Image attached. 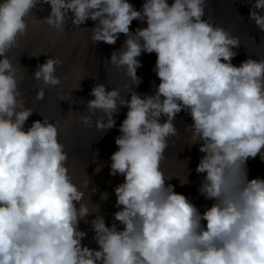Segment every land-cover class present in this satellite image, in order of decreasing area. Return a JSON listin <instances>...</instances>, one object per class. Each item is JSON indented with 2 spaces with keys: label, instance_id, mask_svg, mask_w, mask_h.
<instances>
[{
  "label": "clouds",
  "instance_id": "1",
  "mask_svg": "<svg viewBox=\"0 0 264 264\" xmlns=\"http://www.w3.org/2000/svg\"><path fill=\"white\" fill-rule=\"evenodd\" d=\"M47 2L51 11L44 22L58 35L69 19L79 29L90 19L94 45H115L120 34L126 37L107 62L125 72L129 91L122 95L97 83L86 102L88 114L79 116L84 127L103 133L116 127L115 114L127 108L110 157L109 174L123 177L114 188L118 210L108 226L98 204V212H89L81 203L84 192L69 175L59 122L44 117L25 128L34 109L26 107L19 87L24 77L7 53L26 34L25 18L38 0H3L0 264H264V178L249 179L247 168L249 159L264 161V59L232 63L239 38L209 22L212 0H144L140 10L129 0ZM249 19L264 32V0H251ZM134 20L146 27L131 31ZM142 53H155L159 79L154 94L143 96L132 87L142 83ZM62 63L53 57L37 66L32 78L43 85L37 101L45 88L62 83L56 75ZM182 111L192 120L185 127L192 146L199 144L203 154L195 169L203 174L198 192L212 203L202 213L167 183L161 169L179 135L175 120ZM188 176L181 185L190 183ZM97 191L91 188V194ZM100 198L107 201L109 193ZM92 214L98 249L82 243L87 232L79 228Z\"/></svg>",
  "mask_w": 264,
  "mask_h": 264
},
{
  "label": "bare ground",
  "instance_id": "2",
  "mask_svg": "<svg viewBox=\"0 0 264 264\" xmlns=\"http://www.w3.org/2000/svg\"><path fill=\"white\" fill-rule=\"evenodd\" d=\"M0 2H3V0H0ZM129 2L133 4L136 10H140L144 0H129ZM168 2L171 3L172 0H168ZM211 7L214 11L208 14L211 17L209 22L222 26L233 36L239 38L240 46L234 49L238 53L232 61L234 65L239 66L242 61L248 58L264 59V32H261L254 22L249 19L251 0H212ZM50 11L51 6L47 0H38L36 6L25 18L27 25L30 27V32L25 43L16 50L14 60L16 67L20 69L22 63L34 53V45L46 39L50 42L51 47L54 46L52 53L49 52L47 47H42V50L47 51L49 58L55 57L57 47L62 46L63 57L61 59L63 63L57 68L56 75L61 80H66L69 79V74L65 73L68 66L67 59L77 55L81 48L75 64L73 82L68 86H59L53 96L54 99L51 101V105H53L51 111L53 112V118L59 122L60 133L58 138L65 145L66 150L69 151V159L70 157H76L77 162L81 159L84 160V163L88 166L87 172L92 173L90 171L92 166H101L105 161L110 160L111 154L117 150L115 138L119 135L118 128L125 118L127 108L121 107L119 112L115 114L116 127L103 133L97 130L94 125L92 128L84 127L79 122V116L88 114L86 102L93 99L90 93L95 84L102 83L109 91L118 88L121 90L122 95L129 91V89L124 88L125 84L130 83L125 72L109 65L107 62L110 60L112 52L122 47L126 37L120 34L115 45L104 43L94 45L90 40V29L94 27V22L90 19L80 25V29L75 28L71 23V19H69L65 33L58 35L44 22ZM71 15L69 13L70 17ZM142 27H146V22L134 20L130 30L135 32L137 28ZM138 59L141 61L142 67L137 69V76L141 78L142 83L139 87L132 86L133 90L142 96L144 94H154L156 86L159 84V79L153 71L156 55L155 53H142ZM125 98L130 99V93L126 94ZM25 102L26 107H30L27 99H25ZM70 109L74 112H70ZM100 115L101 113L98 112L93 119L99 118ZM28 120H33L32 115ZM191 123V117L185 112L182 111L177 115L175 124L179 135L172 138L174 144L166 151V157L168 155L174 157L181 150V143L187 141L188 136L185 127ZM192 148L198 150L199 144L192 146ZM198 157L200 160L201 155H198ZM83 179H85V175ZM96 180L97 178L94 177L90 181L94 182ZM101 193L102 191L99 192L98 189L94 196H98L100 199ZM107 220L110 221L111 219L107 216Z\"/></svg>",
  "mask_w": 264,
  "mask_h": 264
},
{
  "label": "rangeland",
  "instance_id": "3",
  "mask_svg": "<svg viewBox=\"0 0 264 264\" xmlns=\"http://www.w3.org/2000/svg\"><path fill=\"white\" fill-rule=\"evenodd\" d=\"M51 30L55 32V30L51 27ZM30 32V27H27V32L25 35L18 38L17 43L13 46V48L7 53L9 60L12 64L16 67L15 62V52L16 50L25 43L27 37ZM45 46L48 48L49 52L52 53L54 50V46L51 47V44L48 40L43 39L40 43L35 44L33 47L34 53H32L26 61H24L20 67V73L23 75L24 79L19 84L21 91L23 92L24 100L27 99L29 102L30 108H33V120H28L26 122L25 128L30 127L33 121L36 120H43L44 117L50 122H57L55 118H53V105H51V101L54 99L53 96L56 94V90L61 85L68 86L73 82L75 73V64L80 54L81 48L77 55L73 57H69L67 59L68 66L66 68L65 73L69 74V79L62 80V83L59 86L55 87H48L45 88V96L42 101H37L35 99L36 92L38 91V87H43L41 82L35 81L32 77L34 72L37 70V66L41 65L49 59L48 53L46 50H42V47ZM55 57L62 58V46L57 47L55 52ZM52 107V109H50ZM60 128V125H59ZM60 133V129H59ZM187 141L181 143V150L177 152V155L171 157L168 155L166 159L161 164V169L164 173L165 179H170L167 183H170L175 186V191L181 194L186 195L189 197L193 203L197 205L200 209L201 213L211 205L212 201L206 200L202 195L198 192V187L200 185L202 175L197 174L195 169L197 164L199 163L198 155H203L199 152V150H195L192 148L193 140L190 138L192 137V133L188 131L187 134ZM192 140V141H191ZM191 147V148H190ZM187 161V162H186ZM73 162V163H72ZM110 163L111 161H105L101 166L102 170L97 173L96 168L92 166V173L87 172L88 166L84 163V160L77 162L76 157H70L68 160L67 166L69 169L70 176L72 177V181L78 189L84 192V198L81 203H83L89 210V212H98L96 204L100 206V214L104 216L106 224L111 226L114 222L113 213L118 209L114 207L116 197L114 193V188L116 185L123 181L122 176H111L109 174L110 171ZM73 166V167H72ZM77 166V167H75ZM85 168H84V167ZM72 169H71V168ZM247 168H248V175L249 179L255 177L264 178V161L257 156L255 159H249L247 161ZM86 170V171H85ZM94 170V171H93ZM188 171L190 175L188 176ZM95 172V173H94ZM88 174V175H87ZM92 174V175H91ZM94 174V175H93ZM85 175V179L84 178ZM96 175V176H95ZM190 181L189 184L181 185L180 182H183L187 179ZM91 177V179H90ZM97 178V182H91L92 187H96L99 189V192H107L109 193V199L107 201L99 199V197L94 196V193L91 194V186L85 188V181L88 182L89 180H93V178ZM99 186V188H98ZM91 187V188H90ZM95 214H92L88 217L89 223L85 224L83 221L80 222L79 228L82 231L87 232L86 238L83 239L82 243L87 245L93 249H98V245L93 240V231L90 226V222L94 219ZM107 216L111 219L110 221L107 220ZM118 227H122L117 224Z\"/></svg>",
  "mask_w": 264,
  "mask_h": 264
}]
</instances>
